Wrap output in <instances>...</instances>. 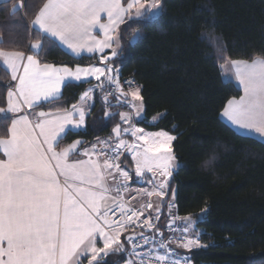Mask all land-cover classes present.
<instances>
[{
    "label": "snow or ice",
    "instance_id": "6c2138e0",
    "mask_svg": "<svg viewBox=\"0 0 264 264\" xmlns=\"http://www.w3.org/2000/svg\"><path fill=\"white\" fill-rule=\"evenodd\" d=\"M24 7V0H18L12 5V12ZM160 7L161 0H126V3L122 0H45L30 21L44 38L30 42L31 54L0 49V65L10 72L11 80L16 81L8 88L6 107H0V119L12 114L9 135L0 137V152L6 157L0 159V264H83L82 258L87 264H102L109 254L125 251L122 232L140 221L142 209H151L153 205L149 202L135 209L124 201L121 193L128 191L127 182L132 177L116 163L121 149L132 153L137 178H143L146 172L153 173L147 181L153 184V189L146 191L147 196L163 198L166 195L168 178L173 174L176 160L171 146L176 137L167 131L146 133L134 125L122 129L118 123L112 128V136L98 141L110 149L111 155L104 148L97 150L96 144L79 153L83 143L79 139L57 151V146L70 131L84 126V109L72 105V112L55 118L49 112L39 111L34 114L35 123L25 112V108H39L43 102L57 99L68 81H83L89 77L101 81L103 76L125 97L135 115L140 116L144 110L142 86L128 80L125 83L129 90L124 92L118 70L108 62L118 55L120 26L129 19L149 20ZM49 37L77 56L83 52L112 51L110 56H101L103 67L77 66L75 70L58 67L42 63L38 58ZM226 66V70L234 72L243 95L229 99L222 116L233 126L264 136V56H256L251 61L225 56L220 67L225 69ZM96 87L103 88V81ZM89 91L82 94L81 100L90 98ZM74 115L78 119H74ZM119 115L124 123L132 119L127 112ZM155 119L157 117H153ZM129 133L134 138L132 143L122 139L123 134ZM109 141L114 142L109 144ZM76 153L88 159L69 162L70 156ZM93 156L105 158L101 163L99 159H92ZM113 172H118L121 178L114 189L106 183V173L112 175ZM157 172L162 180H156ZM113 190L116 196L109 195ZM172 195L174 199L175 190ZM173 206L172 203L168 205L170 210ZM117 212L118 218L113 219ZM174 219L190 221L191 217ZM139 226L155 227L151 217L145 218ZM188 231V227L183 229L185 233ZM138 235L145 244L150 242L144 232ZM126 240L131 245L130 257L140 255L136 249L142 245L135 242L136 234L129 235ZM169 243L171 241L161 240L158 247L167 249ZM177 246L189 250L206 247L188 236H183ZM146 255L148 259H141L139 264H153V253L150 251ZM154 260L157 264H181L179 259L169 262L166 253H155ZM127 264L136 262L129 258Z\"/></svg>",
    "mask_w": 264,
    "mask_h": 264
},
{
    "label": "trees",
    "instance_id": "16d2710c",
    "mask_svg": "<svg viewBox=\"0 0 264 264\" xmlns=\"http://www.w3.org/2000/svg\"><path fill=\"white\" fill-rule=\"evenodd\" d=\"M17 2L0 5V49L31 54L30 42L44 38L31 30L30 21L45 0H24L25 7L13 13ZM118 31L120 52L110 66L121 78L134 77L142 86L144 119L133 118L132 123L146 132L163 130L176 137L178 170L168 179V198L175 190L179 214L191 217L193 233L206 245L190 253L191 262L264 264V144L222 121L227 101L243 92L223 81L220 67L225 56L248 61L264 56V0H161L158 17L127 20ZM38 58L71 69L101 65L97 57L70 56L48 38ZM103 83L85 130L69 132L57 150L77 139L89 146L112 136L116 124L123 128L119 114L131 113L129 104L123 95L108 98L110 85ZM94 86L69 84L61 98L33 111L66 112ZM9 87L10 78L0 66V107H6ZM10 124L11 117L0 119V137L9 135ZM122 243L127 248L126 236ZM102 264L127 261L114 252Z\"/></svg>",
    "mask_w": 264,
    "mask_h": 264
},
{
    "label": "built area",
    "instance_id": "2783aa9c",
    "mask_svg": "<svg viewBox=\"0 0 264 264\" xmlns=\"http://www.w3.org/2000/svg\"><path fill=\"white\" fill-rule=\"evenodd\" d=\"M115 75V73H114ZM119 81L121 87L124 89V92H128V85L125 83L128 80H132L135 82V85H138V82L134 77H127V78H121L120 74L118 72ZM119 93L114 86L110 85L108 91L106 92V95L108 98L114 99L119 96ZM89 109H92L91 104L88 105ZM105 151L109 152V155H111L110 149L107 148V146L103 147ZM103 157V156H102ZM105 158V157H103ZM122 156H119V160L116 161V163H120L121 168L125 171L124 166L122 165ZM112 172V170H110ZM114 177V187L118 181L121 180L118 172H113ZM131 175V174H129ZM145 179V176L143 178H137L136 181H134V178H131L127 182L128 191L122 192L121 195L123 196L124 201L128 204L129 207L135 208V209H141L142 205H146L147 203H144L141 200V196L134 191L133 186H138L141 184L142 180ZM110 196H116L117 193L113 190L109 193ZM169 203H172L174 206L169 209L168 205ZM153 205V208L151 209H142L143 215L140 218V221H137L133 224H130L126 231H124V236L126 238L131 234H136V241L141 247H138L136 249V253H139L140 255H135L130 257L131 253V245L127 243V248H125V251L121 252L122 255L125 257L126 261H128L129 258L133 259L136 264H139V261L141 259H148V254L150 251L153 253V264H157V262L154 260V254L160 253V254H168L169 256V262L175 259H179L181 261V264H193L190 259V253L200 249L199 248H192L191 250L185 249L183 247H178L177 244L180 242L183 236H188L189 238L198 239L201 243V236L199 234L193 233L194 229L189 225V223L183 219H174V217H181L182 216L178 212V207L175 202L166 201L162 204V206L159 208V211L157 212V207ZM119 213L117 212L116 216L112 217L113 219L118 218ZM156 216H159V220H156ZM151 217V222L155 225L153 229H147L145 227L139 226L142 224L143 220L145 218ZM133 220L135 221V217H133ZM185 227L189 228V231L187 233L183 232V229ZM157 229L159 231H157ZM144 232L145 236L150 238V242L145 244L143 239L140 238L138 235L139 233ZM162 233V235H161ZM163 240L166 243L168 241H171L169 243L167 249L159 248L158 245L160 241ZM127 241V240H126ZM202 244V243H201Z\"/></svg>",
    "mask_w": 264,
    "mask_h": 264
},
{
    "label": "crops",
    "instance_id": "0c3cea01",
    "mask_svg": "<svg viewBox=\"0 0 264 264\" xmlns=\"http://www.w3.org/2000/svg\"><path fill=\"white\" fill-rule=\"evenodd\" d=\"M9 1H11V0H0V5L3 4V3L9 2ZM122 2L126 3V0H122ZM134 11H135V10H133V12H134ZM160 11H161V7H160ZM159 14H160V12L157 13L154 17L150 18L149 20H151V19H155L156 17L159 16ZM150 16H151V14H150ZM129 20H131V19H129ZM141 20H144V19H141ZM133 21H134V20H133ZM139 21H140V20H139ZM121 26H122V25H121ZM121 26H120V27H121ZM30 28H31L32 31H34V32H36V33L39 34V32H38V31H37L32 25H30ZM96 34H97L98 36L101 35L100 33H96ZM136 37H137V36H136ZM48 39H50V40H52L53 42H55V43H56V44H57V45H58V46H59L64 52H66L67 54H69L70 56H72V57H74V58H82V57H88V58L97 57V58H101L102 55H105V54L110 53V52L112 51V49H105L104 53H99V52H97V53H94V54H93V53H88V52H83L81 55L77 56L76 54H74L73 52H71V50H69V49H68L67 47H65L64 45L60 44L58 41H55L53 38L49 37ZM114 47H116V46L114 45ZM116 50H117V52H120V45H119V47H118ZM114 58H116V56H115V57H112L111 60H110L108 63L110 64V62L113 61ZM100 63H101V62H100ZM0 66H1L2 69L8 74V76H9V78H10V82H11L12 87H13V86L15 85L16 81H12V80H11L10 72L6 71L2 65H0ZM103 66H104V65L101 64L100 66H97V67H103ZM73 70H75V69H73ZM104 80H105V78L102 76V77H101V81H104ZM101 81H97L94 77H89L87 80H83V81H68V82H66V84H65L64 86H62V88H61V93H60V95H59V97H58L57 99L61 98L62 93H63V89L65 88V86H67V85H69V84L79 85V84H86V83L94 82V83H96V85H98ZM89 90H91V91H89ZM89 90H88V91H89V97H90V98H86V102H85V104H86V111H87V115H85V124H84V126H83L82 128H80V129H73V130L70 131V132H80V131H84L85 128H86V122H87V119L89 118V116H90V114H91V110H92V109H89L88 105L91 104L92 107L94 106V99H95V96L98 95V94H100V92H101V87H96V86H94V87L90 88ZM241 90H242V89H241ZM242 92H243V91H242ZM129 98H130V100H131V97H130V96H129ZM57 99H55V100H57ZM81 101H82V100H81V98H80L79 103L76 105L77 107H81V106L84 105V103L81 104ZM49 102H52V101H46V102H43V105H44V104H47V103H49ZM80 105H81V106H80ZM33 110H34V109H28V108H25V112H27V113L30 115V117L33 118V123H35L34 114H35L36 112H34ZM128 111L131 112L130 114L132 115V119L134 118L137 122H140V121H141L139 118H136V116L133 114V108H131L130 105L128 106ZM66 112H72V108H71L70 110L66 111ZM66 112H56V113H51V114H52V118H55L57 115H61V116H62V115H65ZM21 114H23V113H21ZM17 115H19V114H17ZM8 117H12V114H8ZM73 118H74V119H78V116H77V115H74ZM132 119H131V121H130L129 123H124V122L122 121V126H123V128H127V127H129L130 125H134V124L132 123ZM222 121H223V122H224L229 128H231L233 131H235V132L238 133L239 135L244 136V137H249V138H252V139H255V140H258V141H260V142H262V143L264 144V136H261L260 134L255 133V132H250V131H248V130L240 129V128L236 127V126H233V125L227 120V118H225L224 116H222ZM134 126H135V125H134ZM135 127H137V126H135ZM123 128H122V129H123ZM138 128H139V127H138ZM145 132H146V131H145ZM122 139L127 140L129 143L134 142V139H133V137L130 135V133H129V134H123V135H122ZM101 141H105V140H101ZM113 142H114V141H109V144H112ZM95 144L97 145V150H99V149H101V148H103V147L105 146V145L99 144L98 142H96ZM92 145H93V144H92ZM92 145L84 146V143H82V145L79 146V153H82L85 149H90ZM56 150H57V149H56ZM57 151H59V150H57ZM120 152H121V156H122V161H124L123 166H124V168H125V171H127L129 174H131L130 176L133 178V177L135 176V166H134V161H133V159H132V156L130 155V152L125 151L124 149H121ZM79 153H76V154L71 155L70 158H69V162H73V161H77V160H87V159H88L87 156H83V155H81V154H79ZM1 156H2L1 159H6V157L3 155L2 152H1ZM92 159H99V161L102 163L104 158H103L102 156H101V157L93 156ZM108 171L111 172L110 170H108ZM60 179L63 180V177H60ZM145 179H146V178H145ZM145 179H143L142 182H141V184H139L138 186L143 187V186H144V183H145ZM77 183H79V182H77ZM106 183H107V185H108L110 188H113V189H114V177H113V175H107V173H106ZM141 200H142L144 203H149V202H150V200H149L148 198H146V197H141ZM151 203H152V202H151ZM152 204H153V203H152ZM162 204H163V203H162ZM162 204H161V205H157L156 207H157V208H160V207L162 206ZM190 224H191V223H190ZM191 225H192V224H191ZM123 237H124V232H122V234H121V242H122V240H123ZM99 246H102V243H101ZM113 253H114V252H113ZM113 253L109 254L108 256L112 255ZM108 256H107V257H108ZM107 257H105L104 259H106ZM82 260H83V264H87V260H86V259L82 258Z\"/></svg>",
    "mask_w": 264,
    "mask_h": 264
},
{
    "label": "rangeland",
    "instance_id": "374dc122",
    "mask_svg": "<svg viewBox=\"0 0 264 264\" xmlns=\"http://www.w3.org/2000/svg\"><path fill=\"white\" fill-rule=\"evenodd\" d=\"M160 12V8L157 10V13H159ZM136 39H137V37H135L134 38V41L133 42H135L136 41ZM227 69V66H226V68L225 69H222L221 68V73H222V78H223V81L225 82V83H234V84H236V85H238V82L236 81V79H235V76H234V72L233 71H231V70H226ZM239 86V85H238ZM85 102H86V99H84V100H82L81 101V104L82 103H84V105L83 106H81L83 109H84V111H85V114L87 115V111H86V104H85ZM138 103V102H137ZM133 114L135 115V110L133 109ZM136 116V115H135ZM136 118H139L141 121L144 119V110H143V112L141 113V115L140 116H136ZM159 119H161V116H158L157 117V119H155V120H153V122H152V124H155V123H157L158 121H159ZM147 133V132H146ZM134 139V138H133ZM137 143H140V142H137ZM173 143H174V141L172 142V149H173ZM130 155L132 156V153L130 152ZM122 163V162H121ZM123 165V164H122ZM174 168H173V174H175L176 172H177V170H178V164H177V161L175 160L174 161ZM134 166H135V162H134ZM172 174V175H173ZM152 176H153V173H148V172H146L145 173V183H144V186L143 187H141V186H133V188H134V191L136 192V193H138L141 197H146V198H148L149 200H150V202H152L155 206H157V205H161L162 203H165L166 201H171V202H175V200H176V193H175V198L173 199V195H171L169 198H168V189H166L165 191H166V195L163 197V198H161V197H158V196H152V197H148L147 196V194H146V191H151L152 189H153V184H151V183H148L147 181L149 180V179H151L152 178ZM134 178V181H136V179H137V177L136 176H134L133 177ZM170 178V177H169ZM168 178V179H169ZM163 179V177H161V176H159V173L157 172V174H156V180L158 181V180H162ZM189 224L191 223L190 221H187ZM192 224V226H194V224L193 223H191Z\"/></svg>",
    "mask_w": 264,
    "mask_h": 264
},
{
    "label": "water",
    "instance_id": "95a60500",
    "mask_svg": "<svg viewBox=\"0 0 264 264\" xmlns=\"http://www.w3.org/2000/svg\"><path fill=\"white\" fill-rule=\"evenodd\" d=\"M119 98H121L122 97V95L121 94H119V96H118Z\"/></svg>",
    "mask_w": 264,
    "mask_h": 264
},
{
    "label": "bare ground",
    "instance_id": "6f19581e",
    "mask_svg": "<svg viewBox=\"0 0 264 264\" xmlns=\"http://www.w3.org/2000/svg\"><path fill=\"white\" fill-rule=\"evenodd\" d=\"M193 229H194V226H192L191 224H189Z\"/></svg>",
    "mask_w": 264,
    "mask_h": 264
}]
</instances>
